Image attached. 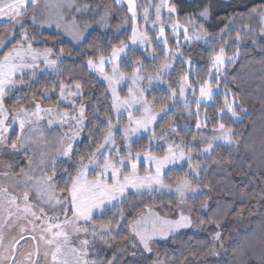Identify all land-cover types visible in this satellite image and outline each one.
<instances>
[{
  "label": "rangeland",
  "instance_id": "374dc122",
  "mask_svg": "<svg viewBox=\"0 0 264 264\" xmlns=\"http://www.w3.org/2000/svg\"><path fill=\"white\" fill-rule=\"evenodd\" d=\"M94 1L72 0L73 7L69 8L64 6L58 8L55 6H46L45 0H38L35 9H33L32 5H28L30 8L25 13L26 15L22 17L23 25L25 28L29 26L38 31H53L60 36V41L69 42L75 47L80 46L87 35L93 30H100L101 32L111 31L113 34H119L121 31L129 29L130 33L127 42L115 47L119 48L127 45L125 51L120 53L117 59H111L112 52L108 56H105L106 63L103 64V72L98 71L96 67L88 66V63H86L87 70L94 74L107 87L112 103V118L115 120L123 118L121 121L125 123L121 125L117 121L111 125V139L114 141V134L116 132L120 133L123 142L122 147H116L115 143L110 142L101 151L104 155L111 153L109 159L113 162L119 159L126 161L128 166L122 167L123 175H130L133 171L131 164L135 163L136 176L139 178L155 176L156 174L155 161L148 160L147 157L149 155L162 158L169 155V148H171L177 157L183 152L184 159H177L176 163H169L161 170V179L164 184L171 185L170 188L153 185L152 190H149L147 187L137 190L129 187L123 197L118 198L110 204L106 203L102 208L94 209L92 217L100 215L107 208L118 205L128 193L154 192L169 197L168 200H164L162 203L147 205L132 212L130 221L123 226L124 237L120 241H113L107 238L110 233L114 234L117 229H111V232L105 235L103 240L100 239L104 227L96 226L92 223V219L87 224L82 220L76 221V226L88 228L87 233H76L73 231L72 225L64 224L65 216L62 212V205H57L56 200L63 201V197H66L68 194H62L57 190L54 178L56 175V167L61 162L68 161L72 154L68 157L62 155V151L67 143L70 141L74 148L75 144L83 138L85 116L83 113V118L81 119L79 110L82 106L84 108V104L81 100L80 90L78 94L72 95V93H77V89L74 87L76 83L65 81L61 83L65 85V97L61 98L60 84L59 90L55 95V100L50 104L42 103L37 99L28 100L27 98V100L24 99V101L19 102L15 106H9L4 97V107L7 111L4 113V117L0 118H5V123L2 127L6 128L7 131L0 132V135L4 138V142L0 143V236H2V240H0V254H3L7 259L3 262H8L14 247V242L16 240H19V242L23 240L19 244L16 252L17 258L19 256V259H16L13 264H33V262L35 264H51V257L49 256L46 260L43 255L44 251L50 248V246L46 245L45 240L51 238V232L45 230L50 225L56 224H61L63 231L68 233L65 251L68 252L67 258L70 264L73 259V254L68 250L71 248L82 249V240L89 241L86 246L87 255L83 256V259H87L89 264H92L93 261L95 264H101L102 260L108 259L110 261L113 258L114 264H164L157 257V246L171 243L175 238L188 232L201 233L207 235L210 239V250L199 261L225 259L229 252L228 247L232 242V238L237 233L236 229L246 224V218L244 214L240 213L228 220L225 226L218 229H215V225L212 222L200 223L199 216L197 217L195 215V201L199 195L206 192L207 197L205 196V201L202 205L200 204V209L198 210V213L200 212L204 215L211 205L212 199L207 189L202 191L194 185L203 170L202 165L194 163V157L208 154L216 145L235 147L236 142L232 140V137L230 144L220 138L222 134L219 127L208 134L201 130L197 131V135L193 137L192 141L188 142L189 144H183L177 138L169 140L173 134V130L170 127L164 126V117L168 110L174 108L175 102L181 105H189V102H194L195 104L193 110L185 107L175 116L181 121L185 129L191 127L188 122L193 120V116L195 117L194 122H196L194 128L203 129L204 118L198 115L199 105L206 106L212 102L211 100L203 99L198 105L196 101L200 99L199 88L196 86L197 94L193 96V92L187 84L186 76V79L180 80L177 87V94H171V99L165 107L153 108L145 100V93L147 91L152 88L166 87L165 77L172 71L174 61L179 57L176 47L178 48L182 43L187 40L189 41V39H185L183 27L176 30L172 28V25L176 21L173 13H169L168 11V0H166L164 7L161 8L159 20L156 18L155 6L160 4L161 0H131V6L136 13L135 21H133L132 13L129 11V0H113L116 6L124 7L126 10V16L116 21L114 26L112 25V21L115 18L113 10L99 7ZM48 2L54 5L56 3H66L67 0H48ZM145 9L148 10L147 20L144 19ZM33 11H35L38 21L36 25H33L31 20ZM45 20L50 23H42ZM0 24H9V28L0 33V36L6 35L13 28V24L9 22L7 17L0 16ZM161 25L165 27L163 39L167 40L168 37L175 39L173 45L176 47H173V49L169 48L168 41L167 45L162 42L159 43L163 45V52L165 54V59L161 66L167 63L168 68L161 70L160 66L157 72L145 74L137 71V69H140V66L136 65L133 74L126 75L123 73L119 69V63L128 50H139L143 52L150 50L149 39L145 43H132L133 26L136 27L138 34L146 35L144 30H148L151 33L155 32L157 41ZM15 27L16 33L19 35L21 30L20 26L16 25ZM189 29L188 37L193 41H201L200 31L193 26H189ZM198 36L200 37L199 39H197ZM259 39L262 40L263 36H260ZM246 42H249V39ZM4 48L5 46L0 45V52ZM45 49L34 50L43 52ZM149 56L151 57L152 55ZM61 57H55L51 51L49 58L58 61ZM42 60L43 58L41 57L37 61V68L25 69L26 75L24 76H32L33 72H35V75H38L53 71V68L47 67ZM235 61L236 56L234 58ZM26 62L32 63L31 59L27 57ZM93 63L99 65L100 58L97 61H93ZM113 68L116 69L115 73L113 72ZM222 69L220 73L216 74V78L210 79V76L208 77L211 84L219 78ZM134 76L144 77V79H137L134 82ZM148 76H152L153 79H147ZM18 77L20 76L18 75ZM106 77H111V82ZM212 86L213 95L221 92L219 86L217 87L215 84ZM230 86L236 91L234 81L230 82ZM182 88L183 94H181ZM113 89H115V92H113ZM133 96L141 102L133 104L131 108L121 105L122 101L131 100ZM227 98L231 103L232 100L229 97ZM236 99L238 101L237 97ZM36 105H39L41 110L38 115H33L36 112ZM145 107L149 108L156 116V119L148 126L149 130L145 131L144 129H140L125 136L124 130L126 128L136 127L135 123L131 125L129 123V112L131 113L133 121L142 119ZM45 109H52V111H44ZM228 114L231 115V113ZM21 120L25 122L23 129L20 127ZM77 121L81 122L77 123ZM198 123L199 127H197ZM157 126H160V128L154 132ZM13 130H16L14 135H12ZM148 134H150L148 146L144 151L134 152L130 149V144L133 141ZM14 141L17 143L16 149L11 148V144ZM196 143L202 145L201 152L194 151L195 149L193 148L196 147ZM209 144L212 147L209 151L205 152L204 149ZM150 149L155 152L162 151V155L151 153L149 151ZM129 152L133 154L130 158L128 157ZM137 153H139V159L135 155ZM87 163L88 161L85 164ZM102 163L103 160H100V164ZM189 164L193 165V169L189 168ZM117 167H121V165L117 163ZM182 167H186V175L191 179L188 181L191 182V186L194 189V191L187 193L183 200L177 194L176 186L185 179L172 180L170 178L171 175H166L169 169L177 168L178 170ZM81 170L80 168L78 173ZM83 171L84 176L81 177L82 180L93 181L99 178L100 168L96 164L89 165ZM78 173L74 179L77 178ZM123 175L120 176L121 182H123ZM105 179L109 184L113 182L108 176ZM25 192L28 193L27 202L24 200ZM49 193L55 197L51 202H49ZM13 200L14 202H12ZM26 203L31 206V211L28 213L23 211ZM203 205H206V207H203ZM41 209H43V212H41ZM33 212L35 215H32ZM180 213L190 216L193 221L192 225L170 233L167 237L154 236L152 241H150L152 251H146L139 242V237L133 232L132 226H136L140 231L147 230L151 232L154 223L159 226L165 220L175 221L179 219ZM67 217L69 220L72 219V213L70 211L67 213ZM59 230L56 228L52 229V231ZM94 230L97 233L96 236H93ZM216 232L221 234L219 242L213 239ZM41 237H44V239H41ZM33 244L35 245L33 246L35 250L32 249L31 245ZM26 246L31 247H28V254H23L24 247Z\"/></svg>",
  "mask_w": 264,
  "mask_h": 264
},
{
  "label": "trees",
  "instance_id": "16d2710c",
  "mask_svg": "<svg viewBox=\"0 0 264 264\" xmlns=\"http://www.w3.org/2000/svg\"><path fill=\"white\" fill-rule=\"evenodd\" d=\"M94 3L104 9L113 10L115 16L113 26L121 17L126 16L124 7L116 6L113 0H95ZM168 3L169 6L174 5L176 8L173 13L176 23L188 28L195 25L201 33V41L189 39L177 48L173 45L175 39L167 38L169 48L176 47L179 57L174 61L172 71L165 77L166 87L147 91L145 100L153 108L165 107L171 99V94H177L178 84L185 76L192 95L195 96L196 86L209 77L213 49L218 51L223 46L226 57L238 53L236 63L234 59L226 63L219 78L212 83L218 85L221 92L212 96L211 104L199 105L198 115L204 118L203 129L194 128L196 124L194 116L193 120L188 122L191 127L187 129L183 128L181 121L175 117L182 108L188 107L193 110L194 102H189V105L175 102L174 108L168 110L164 117V126L173 130L169 140L177 138L183 144H189L188 142L197 135V131L211 133L220 123H224L226 128L232 130V140L236 142V148L216 145L208 154L194 157V163L203 166L194 185L202 191L207 189L212 199L211 205L202 215L198 210L207 194L203 192L199 195L194 204L195 215L204 223L212 221L215 229L222 228L228 220L240 213L244 214L246 224L236 229L237 233L232 238L225 259L199 261L210 250V239L207 235L190 232L175 238L171 243L158 245L157 257L164 264H264V36L262 40L259 39L261 23L258 13L252 11L264 8V0H168ZM209 5V16L201 17L199 13ZM188 17L192 18L191 21ZM7 28L9 24H0V33ZM26 28L30 37L35 36L33 49H51L55 57H62L58 59L53 71L23 76L24 83L17 84L5 96L7 104L15 106L27 98L50 104L54 102L61 83L68 81L81 85L85 116L83 138L75 144L69 160L61 162L56 167L54 178L57 190L67 195L66 185L71 186L72 180L81 168L79 163L81 157L86 163L88 157L96 152L98 144L103 143L109 130V122L111 125L117 121L121 125L125 124L121 121L123 118L117 120L112 118V103L107 87L87 70L86 63L89 59L97 61L101 56H108L117 45L127 42L130 30L126 29L119 34L93 30L80 46L75 47L69 42L60 41V36L53 31H38L29 26ZM247 28L254 31H248ZM221 30H224L223 38ZM144 32L149 38L150 50L144 52L128 50L125 53L119 63V69L126 75L133 74L136 65L140 66V73L157 72L165 59L163 45L156 41V33L148 30ZM237 32L240 39L236 38ZM248 39L249 42H246ZM19 40L17 34L0 52V56ZM189 59L190 65L187 63ZM232 81L236 85V91L230 86ZM224 93L232 101L235 98L234 108L237 116L233 117L228 113L222 116L219 112L223 107ZM159 128L160 126H157L154 132ZM15 132L16 130H13L12 135ZM149 137L150 134L136 139L130 144V149L134 152L144 151L148 146ZM114 143L116 147L123 145L118 132L114 134ZM195 146L194 151L201 152L202 145L196 143ZM149 151L162 155V151L155 152L151 149ZM166 175H171L172 180H191L186 175V167L178 170L169 169ZM168 198L164 194L154 192L128 193L118 205L92 217V223L117 229L107 238L120 241L124 237L123 226L130 221L132 212L147 205L162 203ZM109 221H112L111 224ZM217 223L219 227L216 226ZM107 261L108 259H105L101 262L107 264Z\"/></svg>",
  "mask_w": 264,
  "mask_h": 264
},
{
  "label": "snow or ice",
  "instance_id": "6c2138e0",
  "mask_svg": "<svg viewBox=\"0 0 264 264\" xmlns=\"http://www.w3.org/2000/svg\"><path fill=\"white\" fill-rule=\"evenodd\" d=\"M38 3V0H0V16L7 17L9 22L13 24V28L10 32H8L4 36H0V45L7 46L8 43L11 42V40L15 39L16 33V25L20 26V40L12 46L8 51L4 52L2 56H0V117H4V113L7 111L4 107V97L11 92L17 84H23V76L26 75L25 69H35L38 67L37 61L42 57V62L50 68L55 69V66L57 64V60L50 59L51 55V49H45L43 52L35 51L33 49V43L35 41V36H31L29 34V31L27 28L23 25L22 17L27 12L28 5L31 4L33 9H35L36 5ZM130 7L129 11L132 13V19L135 21L136 19V13L134 11V8L131 6V0H129ZM166 3V0H161L160 4H157L156 7V18L157 20L160 19V11L161 8L164 7ZM46 6L52 7H64L67 6L69 8L73 7L72 0H67L66 3H56L54 5L49 4L48 0H45ZM79 10V9H78ZM169 13H174L176 11V8L174 5H170L168 7ZM254 13H258V19L260 20L261 27L259 29V35L264 36V8L259 9H253ZM210 13V5L206 7L203 11L199 13L201 17L207 18ZM144 19H148V10L145 9ZM189 21H191V17H188ZM32 24L36 25L38 23L35 11H33L31 16ZM42 23H50L49 21H42ZM59 27V25H57ZM182 26L179 25V23H174L172 25V28L174 30L181 28ZM195 27V25H193ZM247 27V26H245ZM164 30L165 27L161 25L160 27V34L157 37V42L164 43L167 45V40L163 39L164 37ZM189 28L187 26H183V34L185 36V39H190L188 37ZM248 31H254L251 28H247ZM201 31H203L201 29ZM221 38H223L224 30H221ZM75 38V37H74ZM200 37L198 36L197 39ZM237 39H240V34L237 32ZM148 37L143 34H138L136 27L133 26V32H132V43H145L148 41ZM127 45H123L119 48H113L111 59H117L120 55V53H123L125 51V48ZM61 53H63V49L60 50ZM213 55L211 57V70H210V79L216 78V74L220 73L222 67L225 65L226 62H230L231 59H234L235 56L238 53H234L233 57L227 58L225 55V48L221 46L219 50L213 49ZM26 57L30 58L32 63L26 62ZM88 66L90 67H96L98 71L103 72V64L106 63V60L103 56L100 57V64L95 65L91 59L88 60ZM187 63L190 65L191 60L187 61ZM168 64L164 63L161 66V70L167 69ZM139 71V69H137ZM189 71H191V68L189 67ZM113 72H116V69L113 68ZM35 75V72L32 73ZM20 76V79H17V76ZM122 75V74H121ZM107 79L112 80L111 77H106ZM137 79H144V77L134 76L133 80ZM147 79L152 80V76H148ZM186 79L185 77L181 78ZM74 87L77 89V93H72V95L78 94L79 90L81 88V85L79 83H76ZM218 87V85H217ZM199 92H200V99H197L196 103L199 105L201 100L208 99L211 100L213 96V86L210 83L209 79H205L199 82L198 84ZM113 92H115V89H113ZM131 92V90H130ZM181 94H183V88L181 89ZM60 95L61 98L65 97V85H60ZM141 101L137 100L135 96L131 100H125L121 102V105L127 108H131L133 104L140 103ZM235 104V98H233V101L230 103L227 94H225V99L223 101V107L219 109V112L223 116L226 112L231 113L233 117L237 116V113L234 108ZM40 106L36 105V112L33 113V115H38L40 111ZM44 111L51 112L52 109H45ZM80 116L81 119L83 118L84 108L83 106L80 108ZM156 119L155 114L152 113V111L145 107L144 108V116L142 119H138L133 121V118L131 116V113L129 112V123L130 125L132 123H135L136 127L132 128H126L124 130L125 136L129 135L131 132L139 131L140 129H144L145 131L149 130V125ZM81 121H77V123H80ZM5 123V118H0V132L7 131L6 128H3L2 126ZM24 121H20V127L23 129L24 127ZM197 127H199V123L197 124ZM219 130L221 132V137L229 144L231 143V137L233 135L232 130L230 128H226L224 123L219 124ZM112 133H111V123L109 122V132L104 137V143L98 144L97 150L95 153H92L88 157V163H84V158L81 157L79 163L81 165V171L78 173L77 178L73 179L71 182V186L68 187L66 185L68 195L66 197H63L62 200H56L57 205H62V212L65 216L64 224L65 225H72L73 231L76 233L88 232V228H80L76 226V221L82 220L86 224L89 223L92 219L93 211L94 209L102 208L106 203H112L113 201L117 200L120 197H123L126 190L129 187L135 188L137 190H140L142 188L147 187L149 190L153 189V185H158L159 187H168L170 188L171 185L164 184L163 180L161 179V170L169 163H176L177 159H184V153L181 152L180 156L177 157L175 153L172 152V149L169 148V155H166L162 158H156L151 155L147 157L150 161H155L156 164V174L155 176H149L144 178H139L136 176V164L132 163V173L130 175H123L122 173V167L128 166L126 161L124 159H119L116 162H113L111 159H109V155H104V153L101 151L104 149L110 142L114 143L111 139ZM19 139V137H18ZM4 142V138L2 135H0V143ZM212 145L209 144L207 148L204 149L205 152L209 151L211 149ZM12 149L17 148V143L14 141L11 144ZM73 152V145L69 141L66 145V147L62 151L63 156H70V154ZM132 153H128V157H132ZM137 159H139V153L135 154ZM190 159V158H189ZM100 160H103V163L100 164ZM117 163L121 165V167H117ZM96 164L100 168L99 178L93 181H87L82 180L81 177L84 176V171L86 170L89 165ZM189 168L193 169V165L189 164ZM110 172V176H109ZM123 175V182H121L120 176ZM108 176L113 182L109 184L105 177ZM50 179V178H49ZM194 191V189L191 186V182L187 179L179 182L176 186V192L181 198V200L185 199L187 193ZM53 199H55L54 195L49 193V202H51ZM24 200L27 202L28 200V193H24ZM14 202V200L12 201ZM203 207H206V205H203ZM25 213H28L31 211V206L27 205L23 209ZM72 213V219L69 220L67 217L68 212ZM41 212H43V209H41ZM32 215H35L33 212ZM121 218H123V214L121 213ZM114 219V218H113ZM112 221H109V224H111ZM212 221H209L211 223ZM193 221L190 216H186L183 213H180L179 219L175 221H169L165 220L163 221L159 226H157L155 223L152 226L151 232L145 230L140 231L137 229L136 226H132V230L135 233L136 236L139 237V242L143 245L144 249L148 252L152 251V248L150 247V241H152L154 236H161V237H167L170 233H173L179 229L187 228L192 225ZM200 223H203V221H200ZM119 225V222L117 221V226ZM219 227V224L216 225ZM53 228L60 229L59 231H52ZM45 231L51 232V238L46 239L45 243L46 245L50 246L48 250H45L43 255L45 259L50 256L51 257V264H70L67 255L68 252L65 251L67 241H68V233L66 231H63L61 224L56 225H50ZM111 232V228L108 225L104 226L103 234L100 236V239H104V236ZM97 233L95 230L93 231V236H96ZM221 234L219 232H216L213 236V239L217 242L220 241ZM41 239H44V237H41ZM0 240H2V236H0ZM88 240H82L81 245L82 249L78 250L76 248H71L68 251L73 254V259L71 264H89V261L87 259H83V256L87 255L86 252V246L88 245ZM222 246V245H221ZM31 255V254H30ZM7 259L3 254H0V264ZM35 264V262H33ZM92 264H95L93 261ZM103 264V262H101ZM107 264H114V258L113 260L107 261Z\"/></svg>",
  "mask_w": 264,
  "mask_h": 264
},
{
  "label": "flooded vegetation",
  "instance_id": "af4514ba",
  "mask_svg": "<svg viewBox=\"0 0 264 264\" xmlns=\"http://www.w3.org/2000/svg\"><path fill=\"white\" fill-rule=\"evenodd\" d=\"M23 240H21L20 242H19V240H16L15 242H14V247H13V250H12V253H11V256H10V258H9V260H8V262L7 263H4V262H2V264H13L14 263V261L16 260V259H19V256H18V258H17V248L19 247V244L22 242ZM32 246V249H34L35 250V247H33V246H35L34 244L33 245H31ZM31 246H26V247H24V251H23V254L25 253V254H28V247H31ZM26 248V249H25ZM23 250V249H22ZM37 257V256H36ZM20 259H23V258H20Z\"/></svg>",
  "mask_w": 264,
  "mask_h": 264
}]
</instances>
